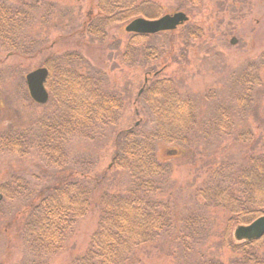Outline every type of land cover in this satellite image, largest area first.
<instances>
[{"label": "rangeland", "instance_id": "obj_1", "mask_svg": "<svg viewBox=\"0 0 264 264\" xmlns=\"http://www.w3.org/2000/svg\"><path fill=\"white\" fill-rule=\"evenodd\" d=\"M4 1L26 9L30 18L12 51L0 45V132L34 129L32 121L39 117L42 107L31 99L25 77L30 71L45 68L47 60L65 53L76 52L81 57L71 61V67L100 70L107 86L123 99L116 125L99 127L92 140L73 137L65 146L69 167L88 165L87 175L98 182L90 212L78 219L64 248L50 257L48 264H71L81 255L96 227L99 194L128 187L127 175L110 166L116 135L134 125L151 128L142 90L147 76L156 72L158 78L173 79L181 93L195 100L201 122L189 147L158 145V158L169 165L162 196L173 202L180 216L199 211L206 224L203 234L195 241L190 240V252L184 251L173 233L168 232L136 248L130 262L189 264L201 258H215L224 264H252L245 263L242 255L224 244L228 214L218 208H200L194 200V191L212 169L242 165L251 155L264 154L262 68L249 74L250 101L241 109L238 107V100L247 91V81L242 79L244 72L264 52V0H147L154 4L147 19L183 12L187 20L173 30L145 35L134 46L129 62L122 55L133 35L125 30L131 20L107 27L103 39L81 31L86 19L98 12L99 0ZM192 26L200 29L201 36L194 38L188 34ZM151 50L156 57L147 54ZM256 79L259 85L254 84ZM223 108L235 125L229 134L208 124L209 120L218 119ZM246 130L252 133V140H239V133ZM51 164L37 150L22 157L0 151V184L16 177L20 181L16 185L19 198L7 200L0 194V264H18L25 257L19 226L42 188L59 179L61 174ZM235 228L228 230L230 240H235ZM261 253L262 249L256 254L261 257Z\"/></svg>", "mask_w": 264, "mask_h": 264}, {"label": "trees", "instance_id": "obj_2", "mask_svg": "<svg viewBox=\"0 0 264 264\" xmlns=\"http://www.w3.org/2000/svg\"><path fill=\"white\" fill-rule=\"evenodd\" d=\"M153 5L147 0H99L98 12L86 19L81 31L103 39L109 26L149 17L147 12H151L149 8ZM29 18L26 9L0 0V45L12 51L15 40L28 26ZM188 34L196 38L201 36V31L192 26ZM144 37L130 36L122 55L125 62L131 60L134 46ZM147 54L157 55L152 50ZM80 59L76 52H69L47 60L45 87L49 99L45 104H37L42 110L32 121L34 129L0 132V151L22 157L37 150L61 174L57 181L42 188L22 216L19 233L26 255L18 264H48V259L64 248L78 219L91 210L98 181H92L87 175L88 165L69 167L65 158L66 144L73 137L92 140L99 127L116 125L120 118L121 95L107 86L100 70L85 71V68L69 66L71 61ZM249 65L242 78L247 81V91L238 100L240 109L250 101L249 74L262 68L264 75V52ZM157 74L147 76L142 90L151 122L147 118L145 121L151 128L145 124L134 125L119 130L116 135L110 166L127 175L128 187L99 194L95 230L84 252L71 264H140L130 262L135 249L153 242L163 233H173L174 240L187 252L191 250L190 240L203 234L206 218L202 213L193 211L182 217L173 202L162 196L169 165L157 156L160 143L192 145L201 123L198 107L191 96L178 90L173 79L158 78ZM256 80L254 84L259 85ZM208 124L228 134L235 126L226 108L220 111L216 121L209 120ZM238 139L251 141L252 133L243 131ZM19 182L16 177L0 184V194L7 200L19 198L16 191ZM194 192V200L199 202L200 208H218L228 214L223 235L225 246L242 255L245 263L264 264V235L251 240L228 237L232 226L247 225L264 215V154L251 155L242 165H221L212 169ZM260 249L261 257L256 254ZM189 264L224 263L215 258H201Z\"/></svg>", "mask_w": 264, "mask_h": 264}, {"label": "water", "instance_id": "obj_3", "mask_svg": "<svg viewBox=\"0 0 264 264\" xmlns=\"http://www.w3.org/2000/svg\"><path fill=\"white\" fill-rule=\"evenodd\" d=\"M186 19L187 17L183 12L166 14L154 20L136 18L125 26V30L140 34H154L160 31L173 30ZM47 76V69L42 67L30 71L25 77L29 95L38 104H44L48 99V93L44 86ZM233 235L236 240L259 239L264 235V215L250 224L236 227Z\"/></svg>", "mask_w": 264, "mask_h": 264}]
</instances>
